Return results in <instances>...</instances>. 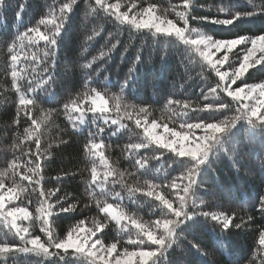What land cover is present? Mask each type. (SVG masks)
Returning a JSON list of instances; mask_svg holds the SVG:
<instances>
[{
	"label": "trees",
	"instance_id": "obj_1",
	"mask_svg": "<svg viewBox=\"0 0 264 264\" xmlns=\"http://www.w3.org/2000/svg\"><path fill=\"white\" fill-rule=\"evenodd\" d=\"M65 2L66 0H6V8L0 9V171L16 158L21 165L18 171L23 173L28 160L36 159V144L33 140L14 147L22 138L24 129L31 125V121L21 113L19 123L14 122L17 117L18 96L12 88L7 44L11 43L18 32L35 26L49 10L54 9L58 12L59 6ZM105 2L120 4L119 11L128 12L129 16L149 5H155L156 14L166 16L177 26L183 24L176 16V12L182 9L184 0H105ZM255 2L260 4L264 3V0H255ZM133 3L136 5L135 8L131 7ZM224 5H231L234 10L240 11L251 8L247 0H194V7L190 9L191 15L208 17V19L190 18L189 27L197 28L215 39H231L239 35H264V19L259 17L235 21L234 25L229 26L211 23L212 19L225 18L223 13L216 12L217 6ZM18 6L23 8V26L20 24V19L15 18L19 10ZM93 8L95 11H92ZM44 30L41 26V31ZM32 35L38 39L35 34ZM89 36L92 37L91 40L88 39ZM62 37L57 53L58 67L52 70L56 83L51 84L47 93L37 89L35 93L39 97L37 105L29 106L32 108L33 116H39L42 112L51 113L47 123L41 128L40 138L39 163L45 179L38 186L24 180L22 183L26 186V191L15 198L14 206L24 207L32 214L31 222L26 221L23 224L20 222V224L29 226L31 223L29 229L31 235L39 236L42 242L46 241L47 236L40 230L39 221L35 219L38 201L42 199L40 191L41 189L53 191L59 188V191L49 198V202L55 203L57 197H61L65 206L72 204L75 205V209L69 212L54 209V215L48 217L54 236L65 238L68 231L80 221H84L81 225V232L84 233V230L93 226L92 221L95 219L107 226L97 231L96 236L91 239L99 238L106 246L117 242L118 252H123L124 249L131 251L136 246L127 243L130 233L120 231L114 221L106 220L105 214L99 210L95 200L88 194L91 188H95V185L89 187L93 160L86 156L84 146L89 142V133L96 132V124L103 123L99 120L93 124L91 116L88 126L84 128L78 126L77 129H73L72 122L65 113L64 104L83 94L88 88H95L108 100V106L111 108L113 106L111 98L121 93V86L125 85L127 80L123 92L126 102L138 107H148L152 112V116L148 118L149 123L155 119L160 126L167 122L169 129L181 131L179 122L185 117L172 115L166 111L165 105L168 99L189 101L192 105L201 107L208 103L229 104L231 110L215 113V120H223L225 116L234 115L239 102L233 101L232 97L224 92L219 94V99L210 97L205 100L204 94L208 91V85H215L219 82V77L204 64L198 54L188 50L175 37L153 36L147 29L137 31L127 24L119 23L113 15L96 5L95 0H75L72 11L68 13V21ZM113 44H116L114 49H112ZM43 49L44 41L40 40L34 48L29 47L24 50L29 53L28 57H25L24 51H20L17 69H25L21 72L25 79L20 83L26 92L28 80L32 79L35 85L43 67V64L33 63L31 53L37 52L38 59H42ZM102 51L107 52L108 55L93 60V57H99ZM138 56L139 60H137ZM85 64L90 66L85 68L83 67ZM34 67L36 73L32 71ZM261 68H264V63L247 72L238 85L245 86V82L248 84L264 82V71H260ZM130 69H132L131 73ZM132 77L135 79L133 80ZM90 107H92L90 102L81 105L82 109ZM69 114L76 116L79 113ZM208 117V112L188 110V118L193 122ZM121 123L127 127L122 128L115 135L112 134L116 129L115 126L104 125V133L97 135L96 140L103 141V147L97 151H102L108 164L124 174L123 183L116 182L120 180L119 176H109L106 181L109 194L101 196L97 190V197L102 203L121 204L132 217L151 221L159 216L157 207L159 201L139 191L130 195L129 190L137 186L144 187L145 181H150L161 185L155 191L174 200V190L163 185L173 181L182 170L172 164V160L177 158L168 150L156 149L155 145L148 149H140L138 152L129 149L127 146L138 142L143 135V121L139 128L134 120L123 119ZM247 128L246 122L241 121L237 125L239 131L233 130L236 133L235 137L225 143V149L228 151H222L214 158L212 170L203 177V183L198 189V206L190 209L197 214L200 212H223L229 216L235 214L232 223H240L241 227H230L224 232L227 244L222 251L212 252L215 222L198 215L199 224L189 232L180 234L177 244L174 245L175 252L162 259L161 264H168L169 260L181 253H184L185 259L192 264H200V258L195 254L193 244H199L204 251L212 252L209 258L214 257L216 264H264V245L259 242L260 232L264 231V216H261L258 207H254L257 196L264 195V171L261 170V165L264 164V147L259 140L255 144L249 143ZM200 132L196 130V134ZM154 153H163V155L160 159H154L152 158ZM142 157L149 158L146 168L150 171L147 174L135 163L137 158ZM94 159L97 172L101 173L99 179L103 180L104 165L98 158ZM57 177L59 179H56ZM16 179H20L19 175ZM5 183L7 186L11 181L7 180ZM114 192H119L122 199H114L111 194ZM130 232L134 238L135 229L130 228ZM215 232H219L218 225L215 226ZM0 240L12 241L17 246L21 243L18 237L10 233L2 223H0ZM49 251L58 250L49 249ZM59 251L63 255V252ZM52 261H58V264H65L66 261H70V264H83L82 258L76 256H65L64 260L59 256L49 259L34 253L0 256V264H52Z\"/></svg>",
	"mask_w": 264,
	"mask_h": 264
},
{
	"label": "snow or ice",
	"instance_id": "obj_2",
	"mask_svg": "<svg viewBox=\"0 0 264 264\" xmlns=\"http://www.w3.org/2000/svg\"><path fill=\"white\" fill-rule=\"evenodd\" d=\"M251 6L250 10H234L231 5L217 6L216 12L223 13L225 18L212 19L211 23L217 25H234L235 21H243L253 17L264 19V3L257 4L255 0H247ZM75 0H66L65 3L59 6L58 12L56 10H49L46 16L39 19L35 26L27 27L25 31L18 32L11 43L7 44V51L10 57V74L12 77V88L16 91L18 96L17 101V117L14 121L19 123L20 114L23 113L27 120L31 121V125L24 129L22 138L14 147H19L21 144L29 140H33L36 144V159L28 160L24 166L23 173L18 169L21 165L17 159L14 158L7 167L0 171V223L8 228L10 233L18 237L21 242L19 246L15 245L9 240H0V256L8 257L15 256L18 253H34L37 256L51 258L59 256L64 260L65 256H76L82 258L83 264H161L162 259L175 252L174 245L177 244L180 234L189 232L190 229L199 224L197 216H203L205 219H211L215 222L213 226L214 239L212 245V252L222 251L227 244V239L223 235L230 227L240 228L241 224H233L235 214L229 216L223 212H200L197 214L194 210L199 200L197 195L200 184L203 183V177L212 170L214 158L219 153L227 152L225 143L234 138L236 133L233 131L237 129L238 123L246 122L247 139L250 144H255L257 140L262 147H264V82L251 83L245 82L244 87H238L236 90L231 89V84L236 83L249 70L258 64L264 63V35L246 36L239 35L231 39H215L212 35L205 34L197 28L189 27V19L207 20L208 17H196L191 15L190 9L194 7V0H184L182 9L176 12V16L182 20V26H177L172 20L166 16L156 14L155 5H149L143 8L136 14L129 16L128 12L121 13L119 11L120 4H106L105 0H95L96 5L104 9L121 24H127L131 28L140 31L147 29L153 36L175 37L176 40L183 43L186 48L194 54H198L205 65L209 66L212 71L219 77V82L215 85H208V91L204 94V99L208 100L210 97L219 99L221 92L231 96L233 101H238L235 108V114L232 116H225L223 120H215L214 116L217 112L224 110H231L227 103H208L202 107L199 105H192L189 101H180L168 99L165 105L166 111L172 115H180L185 117L179 122L181 131L176 129H169L167 122L163 124V133H158L156 129L160 127L155 119L148 122V118L152 116V112L148 107H138L129 104L123 98L124 86H121V93L113 96V106L109 108L108 100L97 91L95 88H88L86 92L75 98L70 99L64 104L65 113L68 119L72 122L73 129H77L79 125H84L86 121V113L92 112V123L96 124L97 120H102L103 124H96V132L89 133V142L85 144V154L90 160H93L91 168V180L89 187L95 185L89 191L90 198L94 199L97 207L105 214V219L114 221L120 231H128L130 233L127 243L135 245L134 250L129 251L124 249L123 252L117 253V242L110 245H105L101 239L97 238L91 240L96 236L97 231H101L107 225L93 219L92 227L84 230L83 236L80 235L82 231L81 225L84 221H80L74 225L67 233L65 238L54 236L51 221L48 217L54 215V209L60 212H69L75 209V205L69 204L65 206L63 198L57 197L55 203H50L49 198L59 191V188L53 191H44L41 189V200L38 201L36 209L37 215L35 219L39 221L40 230L47 236L46 241H41L39 236L33 237L30 233L31 223L29 226H23L18 221H29L33 219L32 214L26 208L16 206L7 208V203L12 202L14 198H18L21 193L26 191V186L22 183L24 180L29 181L30 184L38 186L45 179L42 172L39 160L40 155V138L41 128L47 123L51 113H43L39 116H33L32 108L35 107L39 99L35 95L37 89L47 93L51 84L56 81L52 75V70L58 67L57 53L63 39L62 32L65 31V25L68 21V13L72 11V6ZM132 8L136 5L133 3ZM6 8V0H0V9ZM19 10L16 17L20 19V24L23 26L22 6H18ZM92 11H95L93 8ZM131 11V9H129ZM211 11V8H209ZM41 26L44 31H41ZM35 34L38 39L34 38ZM92 39L91 36L88 37ZM44 41L43 58L38 59V53L32 52L31 59L35 64H43L41 73L36 78L35 85L33 80H28L27 92L21 85L20 81L25 77L21 72L25 69H17L19 62L20 51L26 48L35 47L39 41ZM119 41H117V44ZM244 45V55L242 62L238 68H235L231 73L221 71V67L228 61V53H231L235 46ZM250 45V46H249ZM116 44L112 45V49ZM112 49H109L111 51ZM213 50L215 52H224V55L213 59ZM259 51L262 55L260 58H255V53ZM25 57L29 56L27 51H24ZM107 52H101L99 57H93V60L107 56ZM140 57H137L139 60ZM90 64H85L83 67L87 68ZM36 73V68L32 69ZM130 73L132 69L129 70ZM260 71H264L261 68ZM46 74V76H45ZM134 80L135 77H132ZM32 93L33 95H28ZM250 101V103L248 102ZM91 103L92 107L82 109L81 105L84 103ZM99 102V103H98ZM175 105L176 107H173ZM192 112H208V119H198L193 122L188 118V110ZM79 112L80 115L73 116L69 113ZM95 113H99L97 116ZM111 113V115H107ZM123 119L134 120L136 126H142L143 121V135L138 142L130 143L127 147L137 152L140 149H148L155 145L156 149H165L171 152L177 159L172 160L182 171L180 175L164 187H171L174 190V200L166 198L159 192L155 191L160 188V184L145 181L144 187H134L129 190L130 195L139 191L143 195L151 197L159 201V216L151 221H144L137 217H132L121 206V204H112L101 202L97 197V190L101 196L108 195L106 189V181L109 176H119L120 180L116 182L123 183V173L118 172L117 169L108 164L102 151H97L103 147V141L97 142L96 136L104 133V125H117L112 134L127 127L121 123ZM196 130H200L201 134L196 135ZM237 131H239L237 129ZM163 153L155 154L152 158L160 159ZM98 158L101 164L104 165L103 180L99 177L101 173L97 172L95 159ZM148 157L137 158L135 163L140 169H144L147 174L150 170L146 168ZM171 167V165H169ZM261 170L264 171V164L261 165ZM19 175L20 179L16 177ZM56 179H59L57 177ZM11 183L6 186V181ZM177 180L179 183H177ZM99 181V182H98ZM199 181V182H198ZM219 187V186H217ZM6 189V191H5ZM35 190V188H34ZM15 194V197L13 196ZM114 199H122L119 192L111 193ZM214 195V193H212ZM175 204V207H174ZM87 207V205H85ZM261 216H264V195L257 196L256 204ZM251 219V217H249ZM219 226V232H215V226ZM131 229H135L134 238H132ZM261 245H264V231L260 232ZM190 243V242H189ZM99 245V247H97ZM147 246V247H142ZM152 246H155L154 248ZM195 254L200 258V264H216L212 252H207L201 249L199 244H193ZM49 249H56L58 251L50 252ZM72 249V252H69ZM62 250L63 255H61ZM171 250V252L169 251ZM187 251V250H186ZM116 253V255H113ZM52 264H58V261H52ZM65 264H70L66 261ZM168 264H192L191 261L185 259L184 253L174 257L168 261Z\"/></svg>",
	"mask_w": 264,
	"mask_h": 264
},
{
	"label": "rangeland",
	"instance_id": "obj_3",
	"mask_svg": "<svg viewBox=\"0 0 264 264\" xmlns=\"http://www.w3.org/2000/svg\"><path fill=\"white\" fill-rule=\"evenodd\" d=\"M131 17V16H130ZM250 46V45H249ZM244 48H245V46L244 45H239V46H235L234 48H233V50H232V52L231 53H228V56H229V59H228V61L227 62H225L224 63V65L221 67L220 65H217V67H220V70L223 72V71H227V72H229V73H231L235 68H238L239 67V65H240V63L242 62V58H243V55H244ZM213 53H214V55H213V59H217V58H219V57H221V56H223L224 55V52H215V50H213ZM235 54V55H234ZM261 53L259 52V51H257L256 53H255V58H260L261 57ZM238 57H240L238 60H234V59H232V58H238ZM263 64V63H262ZM262 64H258V65H256V67L257 66H259V65H262ZM256 67H254V68H256ZM251 69H253V68H249V70L247 71V72H249ZM247 72L244 74V76L243 77H241L240 79H237L236 80V83H234V84H231V89L234 91V90H236L238 87H244V86H239L238 85V83H239V81L241 80V79H243L245 76H246V74H247ZM249 103H250V101H248ZM99 103V102H98ZM79 113V112H78ZM78 115H80V113L78 114ZM95 115H97V116H99L100 114L99 113H95ZM108 115V114H107ZM93 117V113L92 112H87L86 113V123L84 124V125H79L81 128H84V127H86V126H88V124H89V122H90V117ZM99 120H97L96 121V123L98 122ZM100 122H102V120H100ZM103 123V122H102ZM107 126H109V125H107ZM110 126H115L116 128H117V125H110ZM122 130V128L121 129H119L117 132H119V131H121ZM156 131L158 132V133H161V134H164L163 133V126H160V127H158L157 129H156ZM201 134V132L200 133H197L196 135L197 136H199ZM5 191H6V189H5ZM13 196H14V194H13ZM15 203V198L12 200V202H10V203H7V208H12V207H15L14 204ZM20 222H22V224L24 223V222H26V221H18V223L20 224ZM24 226V225H23ZM83 232H80V235L81 236H83ZM91 240H93V239H91ZM97 247H99V245H97ZM62 251V250H61ZM69 251H72V249H69ZM117 253H120V252H118L117 251ZM113 255H116V253H113Z\"/></svg>",
	"mask_w": 264,
	"mask_h": 264
}]
</instances>
